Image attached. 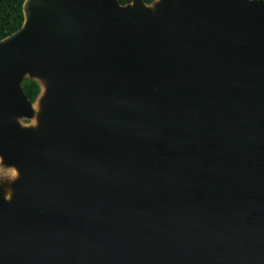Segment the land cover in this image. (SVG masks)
<instances>
[{"label": "water", "instance_id": "obj_1", "mask_svg": "<svg viewBox=\"0 0 264 264\" xmlns=\"http://www.w3.org/2000/svg\"><path fill=\"white\" fill-rule=\"evenodd\" d=\"M151 4L25 0L0 40V264H264V2Z\"/></svg>", "mask_w": 264, "mask_h": 264}, {"label": "trees", "instance_id": "obj_2", "mask_svg": "<svg viewBox=\"0 0 264 264\" xmlns=\"http://www.w3.org/2000/svg\"><path fill=\"white\" fill-rule=\"evenodd\" d=\"M25 0H3L0 4V40L18 30L24 20L23 4ZM131 0H118L124 5ZM145 4H151L155 0H142ZM263 1L264 0H259ZM20 88L26 98L34 102L39 95L38 83L31 78H24L20 83Z\"/></svg>", "mask_w": 264, "mask_h": 264}, {"label": "rangeland", "instance_id": "obj_3", "mask_svg": "<svg viewBox=\"0 0 264 264\" xmlns=\"http://www.w3.org/2000/svg\"><path fill=\"white\" fill-rule=\"evenodd\" d=\"M159 0H155L150 7L155 8ZM29 76H25V78ZM31 79L35 80L38 83L39 95L37 96L35 102L32 105L33 116L30 119L18 118L16 121L22 127H35L37 125V119L42 111V106L40 103L41 97L43 95L44 82L37 76H30ZM17 178V172L11 166L4 164L0 159V193H6L10 191L11 183Z\"/></svg>", "mask_w": 264, "mask_h": 264}, {"label": "bare ground", "instance_id": "obj_4", "mask_svg": "<svg viewBox=\"0 0 264 264\" xmlns=\"http://www.w3.org/2000/svg\"><path fill=\"white\" fill-rule=\"evenodd\" d=\"M15 171H16V170H15ZM10 197H11V192L7 191V192L4 194V198H5V200H6V201L9 200Z\"/></svg>", "mask_w": 264, "mask_h": 264}]
</instances>
